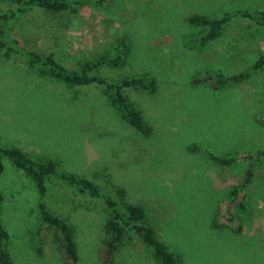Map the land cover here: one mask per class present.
Here are the masks:
<instances>
[{
  "label": "rangeland",
  "instance_id": "obj_1",
  "mask_svg": "<svg viewBox=\"0 0 264 264\" xmlns=\"http://www.w3.org/2000/svg\"><path fill=\"white\" fill-rule=\"evenodd\" d=\"M10 2L0 0V13ZM245 9L264 11V0H93L65 16L31 13L4 40L13 46L19 40L44 54L55 52L70 68L112 54L127 42L125 63L101 74L111 82L144 75L154 79L155 93L126 90L152 134L145 137L122 122L98 88L71 90L36 76L23 58L7 59L0 51V143L20 146L35 157L57 153L69 170L99 175L105 192L145 205L161 239L185 264H264V158L253 166L243 161L227 168L190 149L198 146L217 155L264 150V68L243 82L221 85L208 74L252 72L264 55V25L232 17L217 39L202 43L209 29L188 21L196 14L221 18ZM79 98H85L87 107L79 105L83 111L96 110L100 118L93 114L80 124L76 149L75 124L83 112L75 113ZM5 163L0 222L11 233L8 249L14 264H65L46 226L41 231L44 253L37 251L38 192L25 173L10 160ZM251 167L255 180L248 191L249 209H237L238 220L231 222L225 202ZM52 189V210L78 231L76 264H106L102 201ZM113 264L157 262L135 236Z\"/></svg>",
  "mask_w": 264,
  "mask_h": 264
},
{
  "label": "trees",
  "instance_id": "obj_2",
  "mask_svg": "<svg viewBox=\"0 0 264 264\" xmlns=\"http://www.w3.org/2000/svg\"><path fill=\"white\" fill-rule=\"evenodd\" d=\"M91 1L93 0H11V7L0 13V51H4L7 59L13 56L23 58L36 76L53 79L71 90L98 88L104 94L106 104L111 105L114 111L118 113L119 119L122 122L128 124L137 133L148 137L152 134V128L146 121L144 113L131 100L126 90L139 88L150 93H155L156 85L154 79L144 75L124 79L121 82H111L101 74L104 68L115 69L125 63L126 55L129 52L127 42H123L117 46L112 54H105L77 68H70L59 60L55 52L44 54L34 49H28L19 40L15 41L16 45L14 46L4 40V37L13 31L17 23H20L35 11H43L55 17L65 16L77 13ZM237 16L252 20L259 25H264V11L248 9L228 12L221 18H210L205 15L196 14L191 16L188 21L194 26H202L209 29L204 34L202 43H205L206 41L217 39L228 21L232 17ZM261 68H264V55L256 62L252 72L245 71L230 77L224 76L221 73L208 74L210 79H216L220 85L226 81L239 83L247 80L251 73L257 72ZM73 96L81 95H76L75 93ZM84 99L79 98L74 101L78 105L75 107V113L78 115L81 113L79 110L83 111L79 105L87 107L84 105L86 103ZM77 111L79 112L77 113ZM88 111H83L79 115L80 117L78 116L79 118H77L79 120L78 125L77 123L75 124L76 141L73 145L76 149L83 132L80 124L90 115L100 118L96 114V110L93 113L94 115ZM71 114L72 112L69 113V116ZM56 123L58 122L56 121ZM71 123H74L72 119ZM58 147L60 148L61 146L58 145ZM190 149L201 151L208 160L227 168L233 167L235 164L243 161H250L253 166L257 161L264 158V150L256 154L238 152L230 155H217L208 149H202L198 146H191ZM44 156L35 157L20 146L0 143V183L4 176H6L5 160H10L17 170L22 171L25 173L24 175L31 179L38 192L37 210L39 213V225L37 227L38 232L36 233L39 238L37 251L41 255L44 253V239L41 236V231L43 230V226H46L54 233V239L62 252L64 263L76 264L79 261L78 231L75 224L68 218L54 212L51 207V198L54 195L52 188L56 186L75 191L76 194L93 200L102 201L105 206V213L107 214L106 222L103 226L105 239L102 249V258L106 264H113L116 253L128 241H133L135 236L140 237L143 243L152 251L157 264H185L182 255L161 239L156 227L150 222V211L145 205L125 203L114 194L105 192L107 188L100 182L99 175L94 174V172L92 175H89L85 174V172L69 170L67 163L57 153H48ZM254 180L255 172L253 171V167H251L247 171L244 183L241 186L235 187L231 192L230 199L225 202L227 205L225 214L231 222H237L238 220L235 212L237 209H249L248 191ZM5 200L6 195L1 186L0 215L2 214L1 210ZM10 240V231L0 222V264H14L13 255L8 249V242Z\"/></svg>",
  "mask_w": 264,
  "mask_h": 264
}]
</instances>
